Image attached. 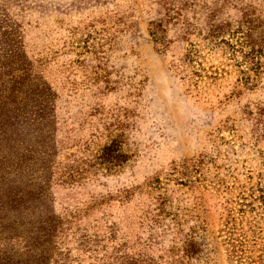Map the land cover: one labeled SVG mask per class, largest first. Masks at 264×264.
<instances>
[{"label": "rangeland", "instance_id": "rangeland-1", "mask_svg": "<svg viewBox=\"0 0 264 264\" xmlns=\"http://www.w3.org/2000/svg\"><path fill=\"white\" fill-rule=\"evenodd\" d=\"M255 19L264 0H0V264H264Z\"/></svg>", "mask_w": 264, "mask_h": 264}, {"label": "trees", "instance_id": "trees-1", "mask_svg": "<svg viewBox=\"0 0 264 264\" xmlns=\"http://www.w3.org/2000/svg\"><path fill=\"white\" fill-rule=\"evenodd\" d=\"M246 21L250 23V25L248 26L247 37L249 39V44L251 46V51H250L251 60L258 67V66H261L260 57L264 56V36L259 35V36L254 38L253 31L255 29H257L260 25L253 24V22H255L256 19L255 20H246ZM220 30H222V29L220 28ZM111 148H112L111 145L107 146V149H111Z\"/></svg>", "mask_w": 264, "mask_h": 264}]
</instances>
